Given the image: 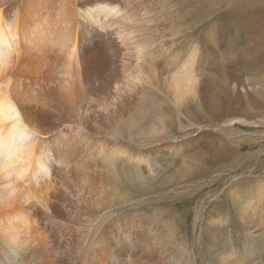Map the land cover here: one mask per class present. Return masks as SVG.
I'll return each mask as SVG.
<instances>
[{
	"label": "rangeland",
	"instance_id": "374dc122",
	"mask_svg": "<svg viewBox=\"0 0 264 264\" xmlns=\"http://www.w3.org/2000/svg\"><path fill=\"white\" fill-rule=\"evenodd\" d=\"M154 4L167 57L179 64L177 68L193 62L191 77L198 82V96L192 103L193 91L191 95L185 91L182 100L173 89L163 106L155 92L153 100H161L156 110L165 113L157 117L167 125L161 138L132 142L127 130L118 142L122 150L116 164L94 167V173L92 165L75 171L77 178L71 182L76 187L91 179L95 182L91 189L106 186L105 199L89 196L88 211L82 204L75 211V203L60 201L67 207L64 216L51 221L53 229L44 213L37 215V223L50 230L51 238H60L51 260L90 264L101 253L104 264H116L114 240L119 235L134 240L138 233L160 242L157 250L162 248L170 258L166 264H226L224 258L231 253V259L238 258L241 264H264V0H154ZM210 36L216 45L207 39ZM187 94L192 97L187 99ZM179 99L187 105L179 104ZM156 121L153 115L150 123ZM94 144L97 150L104 145L109 150L117 143L98 137ZM60 168H55L56 181L65 182L69 175ZM105 172L118 179L102 180L100 173ZM15 181L14 176H0V190L22 196L23 182ZM95 212L106 220L88 219ZM92 225L99 227L96 232L88 229Z\"/></svg>",
	"mask_w": 264,
	"mask_h": 264
},
{
	"label": "bare ground",
	"instance_id": "6f19581e",
	"mask_svg": "<svg viewBox=\"0 0 264 264\" xmlns=\"http://www.w3.org/2000/svg\"><path fill=\"white\" fill-rule=\"evenodd\" d=\"M155 9L154 0H0V176L23 182L22 196L0 190V264H57L60 260H51V254L60 238L52 239L37 215L44 213L53 229L51 221L64 216L67 207L60 201L88 211L89 196L105 199L106 186L91 189V179L76 187L75 171L92 165L94 173V167L116 164L122 150L118 142L127 130L132 142L161 138L167 125L157 117L163 112L156 110L161 100H153L155 92L163 106L173 89L181 98L193 91L189 101L198 96L193 62L180 68L170 62ZM207 39L214 43L211 36ZM153 115L157 121L151 124ZM98 137L117 144L97 150ZM58 167L69 175L65 182L56 181ZM113 175L118 177L115 167ZM100 176L118 179L108 172ZM87 216L105 219L98 212ZM92 226L91 232L99 228ZM143 236H117L114 263L166 264L170 258L157 250L159 241ZM102 255L93 256L90 264H104ZM227 255L226 264H241L231 259L234 253Z\"/></svg>",
	"mask_w": 264,
	"mask_h": 264
}]
</instances>
